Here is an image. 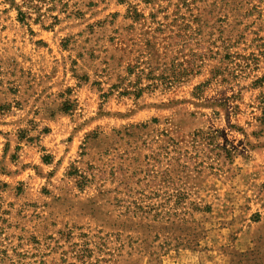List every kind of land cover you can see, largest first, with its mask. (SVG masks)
Listing matches in <instances>:
<instances>
[{
  "label": "rangeland",
  "instance_id": "1",
  "mask_svg": "<svg viewBox=\"0 0 264 264\" xmlns=\"http://www.w3.org/2000/svg\"><path fill=\"white\" fill-rule=\"evenodd\" d=\"M0 264H264V0H0Z\"/></svg>",
  "mask_w": 264,
  "mask_h": 264
},
{
  "label": "trees",
  "instance_id": "2",
  "mask_svg": "<svg viewBox=\"0 0 264 264\" xmlns=\"http://www.w3.org/2000/svg\"><path fill=\"white\" fill-rule=\"evenodd\" d=\"M20 15H21V19H23V17H24V14L22 13V12H20ZM21 21H23V20H21Z\"/></svg>",
  "mask_w": 264,
  "mask_h": 264
}]
</instances>
